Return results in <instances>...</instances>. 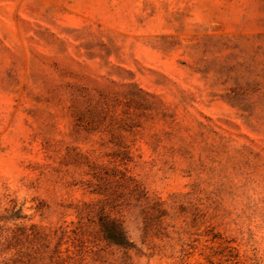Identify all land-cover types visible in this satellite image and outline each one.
Masks as SVG:
<instances>
[{
  "label": "rangeland",
  "instance_id": "1",
  "mask_svg": "<svg viewBox=\"0 0 264 264\" xmlns=\"http://www.w3.org/2000/svg\"><path fill=\"white\" fill-rule=\"evenodd\" d=\"M0 264H264V0H0Z\"/></svg>",
  "mask_w": 264,
  "mask_h": 264
},
{
  "label": "trees",
  "instance_id": "2",
  "mask_svg": "<svg viewBox=\"0 0 264 264\" xmlns=\"http://www.w3.org/2000/svg\"><path fill=\"white\" fill-rule=\"evenodd\" d=\"M106 233H107V237L108 239L112 240L113 242L115 243H122V240H121V233L120 234H114L113 232H110V230H106Z\"/></svg>",
  "mask_w": 264,
  "mask_h": 264
}]
</instances>
